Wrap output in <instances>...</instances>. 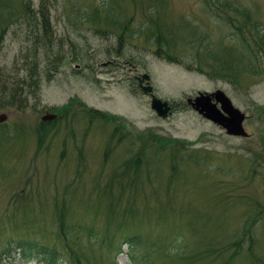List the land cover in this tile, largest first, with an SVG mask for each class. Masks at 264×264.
Masks as SVG:
<instances>
[{
  "label": "rangeland",
  "instance_id": "1",
  "mask_svg": "<svg viewBox=\"0 0 264 264\" xmlns=\"http://www.w3.org/2000/svg\"><path fill=\"white\" fill-rule=\"evenodd\" d=\"M41 10L61 64L46 75L40 53L35 99L24 61ZM0 67V88L22 83L28 101L2 111L0 264H44L21 241L63 264H264V0H0ZM144 74L168 118L137 87ZM218 90L247 115L246 137L188 106Z\"/></svg>",
  "mask_w": 264,
  "mask_h": 264
},
{
  "label": "trees",
  "instance_id": "2",
  "mask_svg": "<svg viewBox=\"0 0 264 264\" xmlns=\"http://www.w3.org/2000/svg\"><path fill=\"white\" fill-rule=\"evenodd\" d=\"M23 4H26V2H24ZM40 17L42 18V22L39 23L38 30L36 32L37 34V37H36L37 47L35 50L36 59L34 60V62H30L28 59H25L24 61V64L29 66L28 67L29 76L31 78H34L35 76L36 83L34 85L33 83H31V85L29 86L30 88L33 89L31 92V95H32L31 98H33V94H34L35 99H38L39 97L38 77H39L40 71L42 70V64L40 61H38V59L41 60L40 53H43L44 55L43 59L45 62V66L43 67V70L46 73V75L47 74L50 75L52 72H55V73L58 72V70L60 69V64H61V63L59 64L57 63L56 56L60 54H57V52H55L54 50L55 45L53 41V32H52L50 21L47 19L46 13H44L42 10L40 11ZM238 31L241 35L242 30L238 29ZM162 51H164V49H162ZM176 58H179V57H177L176 55L173 56L172 54L167 55V59L171 62L175 60ZM206 68L207 70L204 72L205 75L210 78H216L217 75L215 74V70L209 67H206ZM197 70H201V69H197ZM2 71L3 70L0 67V74L2 73ZM202 72H203V69L201 73ZM6 83H8V80L5 79L4 81H1L0 79V85L6 84ZM19 84H22V83H19ZM19 84L16 83L14 86L11 87V89H9L8 86L6 87L3 86L0 88V111L7 110L8 108H15V109H18V111H21V109H23L25 106H28V101L23 96L24 92L19 87ZM89 112L94 113V114H99L98 116L100 118L107 119V120L109 119V116L101 114L99 112H96V111L93 112L90 110ZM136 242L137 241L135 238L130 239L131 245H135ZM18 244H19V247L24 250V255L28 258V260H32L35 257H40L42 262H44V264L66 263V260L63 259L62 255L56 248H52V247L49 248L46 245H41L35 242L21 241ZM9 251L10 250H6L2 254L5 255ZM0 263H1V260H0ZM69 264H75L74 256L72 257V261Z\"/></svg>",
  "mask_w": 264,
  "mask_h": 264
},
{
  "label": "water",
  "instance_id": "3",
  "mask_svg": "<svg viewBox=\"0 0 264 264\" xmlns=\"http://www.w3.org/2000/svg\"><path fill=\"white\" fill-rule=\"evenodd\" d=\"M145 80H149L148 75H145L141 82ZM143 89L147 93L152 92L151 87H144ZM213 99L216 100V103H213ZM190 103L206 119L223 127L229 135L247 136L243 127L246 119L245 114L234 107L231 100L223 91H217L211 95L200 94L194 101L190 100ZM217 104H220V108ZM152 108L162 117H166L169 111L167 104L156 98L152 100ZM7 118L8 116L6 114H0V124L6 122ZM55 118L56 115H51L47 112L43 120H54Z\"/></svg>",
  "mask_w": 264,
  "mask_h": 264
}]
</instances>
